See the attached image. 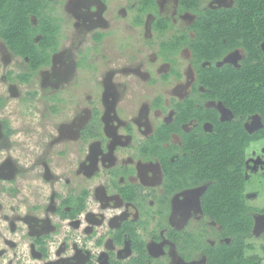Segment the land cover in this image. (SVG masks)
Masks as SVG:
<instances>
[{
    "label": "rangeland",
    "instance_id": "obj_1",
    "mask_svg": "<svg viewBox=\"0 0 264 264\" xmlns=\"http://www.w3.org/2000/svg\"><path fill=\"white\" fill-rule=\"evenodd\" d=\"M54 1L52 14L57 18L59 24V47L55 56H61L65 61L78 60L82 57L84 61L82 60V66L78 67L74 74L71 73L72 69H69L68 79L62 82L59 87L56 85L57 90H55L56 92L51 91L53 94L51 97L48 92L52 87V79L59 75L61 68H64L63 64L44 66L32 77L30 83H21L14 78V75L10 76L8 71H13L16 74L26 70L24 59L12 54L7 56L5 53L8 48L0 41V171L3 169L0 177L6 180L3 184L4 194L0 195L2 208L0 210V233L4 228L2 224L6 225L4 237L0 238V264H41L36 256H31V242L22 234L25 229L24 224L16 216L11 218L16 222L15 228L13 225L9 227L7 223H4L8 214H24V208L28 203L35 204L42 199L48 201L56 199L57 194H60L64 189V192L69 191L70 187L74 192L80 188L91 189L96 183V181L83 179L78 182V187L75 189L72 177H70L67 179L68 187L55 184L52 189L44 179L47 177L45 162L52 166V169L48 170V174L62 170L60 147L63 146L49 148L48 140H51V137L57 133L61 123L72 117L75 111L74 103L85 105L86 97L94 83L108 75L109 67L106 65L107 62L103 61V57L114 58L116 56L120 66L126 64V69L128 68L126 72L129 73L126 75V104L129 105L132 112H135L144 100H153L155 97H162L163 103H165V99H168L170 103L173 102L175 95L181 91L180 84L184 81L171 76L170 81L163 80L164 82L161 83V75L167 72V67L164 61L156 56L157 39L171 38L178 29L188 28L195 19L193 14L180 13L179 6H176V0H158L162 5L160 12L171 18L173 27L162 33L157 32V34L150 23L153 18L151 14L147 20L144 19L143 24H134L136 0H103V2L86 0L83 7L78 5L79 0ZM226 1L229 3V0ZM207 2L203 7H207L210 0ZM89 3L90 7L98 6L96 12L101 16L99 21H95V26L90 25V22L81 16L88 9ZM158 12L157 9L155 13L159 15ZM96 33H103L104 37L98 41L94 36ZM262 47L264 49V42ZM187 55L186 51L180 53L178 55L179 64H174L179 66L180 72L190 66ZM99 60H102L101 64L103 65L97 63ZM69 66L73 67V64ZM189 68L193 72V67ZM120 81L118 80L116 84H120ZM121 88L120 85H117L118 90H123ZM29 92H37L38 95L35 99H30L27 96ZM97 104L101 106L99 102ZM164 106L166 109H164L163 115L155 116L159 120L169 114L170 106L168 108L165 104ZM5 120L9 121L14 133H5ZM191 126L189 125V128ZM260 126L259 115L249 117L246 122V127L250 132ZM44 142H47L45 146H43ZM27 145L31 146L32 150L27 148ZM25 153L30 156L25 158ZM52 154L55 159L51 158ZM15 160H17V165L14 163ZM247 161L244 190L246 202L250 206L264 208V139L254 142L248 147ZM55 168L56 170H54ZM15 179H17V186L20 187L23 194L10 197V191L6 189L13 186L11 182ZM53 192L56 194L53 195ZM156 192H158L157 189ZM202 192L203 189L200 187H191L180 191L177 193V197L170 198L169 202L173 203V212L168 213L167 207H161L160 212H156L160 207L152 197L154 192L151 188H146L148 195L142 199L141 205H143V210L148 211L149 217L140 211V219H145L148 223L146 227L141 226L140 235L150 242L155 262L160 260L170 264H197L205 260V255L201 250L194 253V258L186 260L180 254L179 245L176 246L168 241L156 244L151 242L152 235L159 234L161 228L172 224L179 231L193 232L195 237L200 239L197 240L198 243H216L219 226L213 221L204 220L200 209ZM148 201H152L149 208ZM86 204L90 210L97 207L98 204L92 192L86 199ZM122 208L114 206L107 210V214H119L123 212ZM50 214L51 216L55 215L52 212ZM254 216L256 223L253 234L247 239V242L253 245V249L247 250V255L262 256L260 245L264 241V214L255 212ZM158 223L161 224L158 225ZM66 233L54 236L50 242L52 254V248L54 246L58 248ZM10 236L13 237L12 242L7 240ZM80 238L87 242V246L93 248L92 251L97 257L106 252L104 242L101 241L100 245H94L93 242L96 239L92 241V237H85L84 234L80 235ZM102 238L105 241L104 237ZM196 245L197 243H193V247ZM259 264H264V259Z\"/></svg>",
    "mask_w": 264,
    "mask_h": 264
},
{
    "label": "flooded vegetation",
    "instance_id": "obj_2",
    "mask_svg": "<svg viewBox=\"0 0 264 264\" xmlns=\"http://www.w3.org/2000/svg\"><path fill=\"white\" fill-rule=\"evenodd\" d=\"M85 1L86 0H79L78 5L83 7L84 4L85 6ZM100 2H103V0H100ZM206 2L207 0H201V6L204 9L230 8L234 4V0H229V3L226 0H210L208 6L203 7ZM176 3V6H179L178 11H180V13L193 14L196 18L195 13L180 8L179 0H176ZM88 5V9L81 16L85 20H88L90 25L95 26V21H99L101 17L96 12L98 6L90 7V3ZM161 6L158 0H152L149 4H145L143 0H136L133 19L134 24H143L144 19L147 20V18L150 17L149 14H151L153 18L150 20V23L151 26L154 27L156 34L157 32L162 33L169 30L173 27V22L171 18L162 15L160 12ZM157 9L159 15L155 13ZM161 20L169 22V27L163 29L160 25ZM193 23L194 21L192 24ZM192 24L186 29H178L171 38L157 39L156 56L162 59L167 67V72L162 73V80L160 82L170 81L171 76L174 79L184 80L183 83L180 84L181 91L175 95V100H173V102L170 103L168 99H165V103H163L162 97H155L153 100H144L141 105L137 107L135 112H132L128 107L129 105L126 104V75L129 74L126 70H128V68L126 69V64L120 66L118 57L116 58L115 56L114 58H110L109 56H105L103 57V61L105 60L107 62L106 65L109 67L108 75L103 76V78L98 79L97 82L94 83V86H92V89L86 97L87 101L85 105H76V103H74L75 111L72 117L61 123L58 126L57 133L51 137V140H48L49 148L63 146L62 148L60 147L62 170L61 172H57L55 168V173L50 172V174H48L47 172L52 169V166L45 162L47 177L44 180L46 184L51 186L52 189L55 184L66 187L68 182L67 179L70 177H72L75 189L78 187V182L83 181V179L96 181V183L91 189L80 188L77 189L78 191L76 190V192L72 190V187H70L67 192H64V189V191L56 195L57 198L54 197L56 199L50 201L42 199L35 204L28 203L24 208V214H8L5 217L4 223H7L9 227L11 225H13V228L16 227V225H14L16 222L11 219L12 216H16V218L24 224L25 229L22 231V234L31 242V256H36L41 261V264H130L131 260L137 256V253L132 248L130 236L124 233L122 237L123 240L120 241V239H118L120 238L119 232H124L123 226L128 223L135 226L137 234L145 242L148 257L152 263L170 264L160 260L155 262L150 242L146 241L145 237L143 238L142 235H140V228L146 227L148 224L147 220L140 219V214L145 213L149 217L148 211L146 209V211L143 210L144 208L142 207L143 205H141V201L148 195L146 193V188H151L154 192L152 197H154L155 202L160 207L156 212H160L161 207H167L168 213H172L173 203L169 202L171 200L170 198L173 196L177 197V193L191 187H184L180 190L176 189L173 191H166L164 189L165 176L162 163L158 156L151 154V150L148 148L149 139L155 135L159 126L163 124H172L174 118L177 116L176 104L185 102L190 98L196 97L198 99L199 103L197 102V106L201 104L206 108L215 109L222 120L233 117L232 112L226 108L221 101L212 98H200L201 95H198L197 91L204 92L205 88L198 81V76L193 66L194 63L191 51L184 42L182 46L177 44L176 46H162L164 43L168 45L170 42H175L174 38L183 33H186L189 37H194ZM94 36L99 37L98 39L96 38L99 41L104 37V34L96 33ZM0 41L3 42L1 39ZM263 42L261 43V48L264 53L262 47ZM8 50L5 54L7 56L13 55V53L10 50L8 52ZM184 51L188 54V64L190 65L189 67H193V72H191L189 67L180 72L179 66L174 65L179 64L178 55ZM57 52L58 49L51 53L49 64H63L64 68H61L62 70L59 75L52 79V87H50V91L48 92L49 97L53 95L51 94L52 90L56 92V85L59 87L62 82L68 79L69 69H72L71 73L74 74L78 67L82 66L84 61L82 57L78 60L65 61L61 56H55ZM245 58L246 54L244 49L237 47L228 51L214 62L202 61L201 65L203 67L209 66V64H233L234 66H239V64L247 63ZM97 63L101 64L102 60H99ZM24 64H28L25 59ZM70 64H73V67H70ZM40 69L37 72H39ZM8 73L12 77L14 75L17 81L25 84L30 83L32 79L31 78L28 82H24L18 78V74L21 72L15 74L13 71H8ZM118 80H121L120 84H116ZM117 85H120L123 90H118ZM124 94L125 97H123ZM37 95V92H29L27 94L30 99H35ZM98 102L101 106H98ZM164 104L167 108L170 106L169 114L167 117H163L159 120L156 117L163 115V111L166 109ZM198 124L199 120L192 118L188 122L183 123L181 127L184 132H191ZM189 125H192L191 128H189ZM202 128L204 131L210 132L213 129V123L204 121L202 123ZM4 130L6 134L14 133L8 120H5ZM46 143L44 142L43 146H45ZM173 145H182L181 136L177 132L172 133L169 141L165 144L166 147ZM26 147L32 150L31 146L28 147L27 145ZM176 152L179 153V151ZM27 156L30 155L25 153L24 157L26 158ZM51 156V158L55 159L53 154ZM176 158V155L172 156L171 161L173 162ZM14 163L16 164L17 160H15ZM2 172L3 169H1L0 173ZM60 173L61 175H59ZM107 181L108 183H106ZM5 182L6 180L0 177V195L4 194L3 191L5 188L3 184H5ZM11 183L13 186L6 189L10 191V197L14 195L18 196L20 193L23 194V191L17 186V179ZM194 187H200V189L204 191L206 185L202 184ZM125 188L128 194L132 189L135 191L134 200L125 197V193L123 194L122 191ZM156 189L158 192H156ZM84 192H87V195H85V207L84 209H79ZM91 192L98 204L93 210L88 209L86 206V199L90 197ZM55 194L56 193L53 192V195ZM23 201L22 199V202ZM148 204V208L151 207L152 201H148ZM114 206L116 208L123 207V212L119 214H107V210L114 208ZM1 209L0 205V210ZM140 211L142 212L140 213ZM51 212L55 213V215L53 214V216H51ZM160 224L161 223H158V225ZM2 226L4 228H1V239L4 237V230L6 229V225L2 224ZM170 229L175 230V232H181L182 234L190 233L195 237L193 232L184 230L179 231L175 229L172 224H169L167 227L161 228L159 234L155 235L152 231L154 235H152L151 242L156 244L158 242L168 241L178 246L174 239L168 235ZM68 230H70L69 233H66ZM63 232L66 233V236L58 248L56 246L52 248V254L50 252L52 246L50 242L54 236L58 234L61 235ZM83 234L85 237H92V241L96 239V241L93 242L94 245H100L101 241L104 242L106 252L97 257L92 251L93 248L87 246V242L80 238V235ZM102 237H104L105 241H103ZM7 240L8 242H12L13 237L10 236ZM193 243H196V241ZM193 243L189 251L192 255L191 258H194V253L201 250L196 246L193 247ZM126 257H128V260H126ZM182 257L185 259L184 255H182ZM123 258L125 259L122 260Z\"/></svg>",
    "mask_w": 264,
    "mask_h": 264
},
{
    "label": "trees",
    "instance_id": "obj_3",
    "mask_svg": "<svg viewBox=\"0 0 264 264\" xmlns=\"http://www.w3.org/2000/svg\"><path fill=\"white\" fill-rule=\"evenodd\" d=\"M152 0H143L149 4ZM180 8L195 13L192 24L194 37L186 33L174 38L175 42L162 46H188L193 57L199 83L204 92L200 98L215 99L228 108L233 117L222 120L215 109L206 108L196 97L176 104L177 116L172 124L159 126L149 140L151 154L162 163L164 189L173 191L205 184L200 196L204 220L219 226L215 244L197 242L190 233L168 235L179 245L186 260H191L190 248L196 241L205 260L197 264H259L262 256L247 255L253 245L247 242L255 227V212L264 214V208L250 206L245 198V168L248 147L264 139V0H234L233 6L223 9L202 8L201 0H179ZM54 0H0V39L15 56L25 59L26 71L18 74L21 81H29L37 71L49 65L51 53L58 49L59 24L52 14ZM163 29L169 22L161 20ZM97 39L99 37H96ZM245 51L246 64H209L235 48ZM259 115L261 126L249 131V117ZM195 118L199 124L191 132H184L182 124ZM213 123L212 131H204L202 123ZM177 132L182 145L166 147L170 135ZM176 151H179L176 152ZM176 155V160L171 161ZM125 197L134 200L135 191L122 190ZM85 195L80 208L85 207ZM165 200V199H164ZM163 201V198H162ZM119 232L120 241L127 233L137 256L130 264H154L148 257L145 242L133 224H125ZM202 233L200 234V236ZM93 264V263H92ZM167 264V263H156Z\"/></svg>",
    "mask_w": 264,
    "mask_h": 264
}]
</instances>
